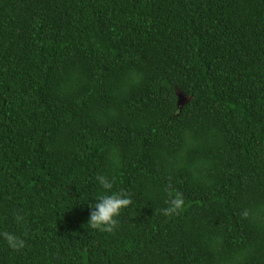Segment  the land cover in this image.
Wrapping results in <instances>:
<instances>
[{"label": "trees", "instance_id": "1", "mask_svg": "<svg viewBox=\"0 0 264 264\" xmlns=\"http://www.w3.org/2000/svg\"><path fill=\"white\" fill-rule=\"evenodd\" d=\"M0 264H264V0H0Z\"/></svg>", "mask_w": 264, "mask_h": 264}, {"label": "water", "instance_id": "2", "mask_svg": "<svg viewBox=\"0 0 264 264\" xmlns=\"http://www.w3.org/2000/svg\"><path fill=\"white\" fill-rule=\"evenodd\" d=\"M179 99H181V95H179Z\"/></svg>", "mask_w": 264, "mask_h": 264}]
</instances>
